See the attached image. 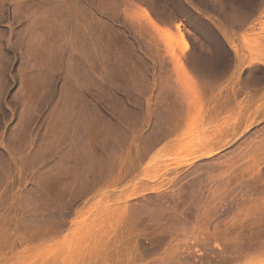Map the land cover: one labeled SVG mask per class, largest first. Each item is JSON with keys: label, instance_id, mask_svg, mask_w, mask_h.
<instances>
[{"label": "rangeland", "instance_id": "obj_1", "mask_svg": "<svg viewBox=\"0 0 264 264\" xmlns=\"http://www.w3.org/2000/svg\"><path fill=\"white\" fill-rule=\"evenodd\" d=\"M0 264H264V0H0Z\"/></svg>", "mask_w": 264, "mask_h": 264}]
</instances>
